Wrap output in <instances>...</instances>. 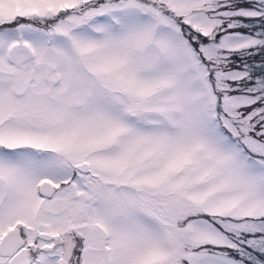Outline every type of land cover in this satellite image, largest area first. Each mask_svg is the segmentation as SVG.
<instances>
[{"label":"snow or ice","instance_id":"1","mask_svg":"<svg viewBox=\"0 0 264 264\" xmlns=\"http://www.w3.org/2000/svg\"><path fill=\"white\" fill-rule=\"evenodd\" d=\"M0 264H264V0H0Z\"/></svg>","mask_w":264,"mask_h":264}]
</instances>
